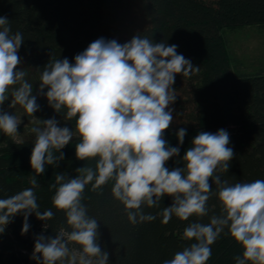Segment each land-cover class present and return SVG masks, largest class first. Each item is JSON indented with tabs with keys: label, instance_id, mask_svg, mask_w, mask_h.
<instances>
[{
	"label": "clouds",
	"instance_id": "1",
	"mask_svg": "<svg viewBox=\"0 0 264 264\" xmlns=\"http://www.w3.org/2000/svg\"><path fill=\"white\" fill-rule=\"evenodd\" d=\"M23 41L22 33L11 34L9 20L0 16V132L13 139L22 121L4 111L9 96V107L19 105L29 116L34 117L40 108L32 94L33 84L25 79L26 71L18 69ZM177 47L139 34L123 44L101 37L76 54L74 63L64 58L44 66L38 92L56 113H65V121L75 118V128L58 126L54 117L36 118L40 126L31 128L35 141L30 156L36 175L29 181L32 187L0 199V233L17 214L24 218L22 235L29 231L32 213L41 221L53 218L51 209L38 210L37 176L64 159L61 150L74 137L79 139L76 159L95 160V168H77L74 177L58 173L49 185V190L55 189L52 205L64 212L70 230L62 227L54 238L35 237L31 259L38 264H108L109 254L98 243V220L88 215L81 201L86 185L95 191L109 181L112 196L124 206L133 225L155 220L156 215L146 214L144 206L159 208L166 196L172 198L171 205L157 213L164 224L173 216L181 221L208 216V201L217 197L219 214L211 215L207 224L189 223L183 237L195 242L163 264H207L210 246L226 228L243 249L242 255L234 257L235 264H264V179L229 183L221 178L219 173L228 172L235 155L225 129L198 133L182 161H177L183 167H166L167 161L179 156V145L187 134L185 128L177 131L175 147L165 139L174 119L170 105L177 96L175 77L200 71L178 54Z\"/></svg>",
	"mask_w": 264,
	"mask_h": 264
},
{
	"label": "trees",
	"instance_id": "2",
	"mask_svg": "<svg viewBox=\"0 0 264 264\" xmlns=\"http://www.w3.org/2000/svg\"><path fill=\"white\" fill-rule=\"evenodd\" d=\"M0 16L9 20L11 34L22 33L24 41L18 55L38 82L48 62L67 58L74 63L76 54L101 37L123 44L139 34L154 43L177 45L178 54L200 67V71L189 77H175L173 88L177 96L170 105L174 119L165 139L175 147L177 131L185 128L187 134L183 145H179V156L167 161L166 167H183L177 161H182L198 133L225 129L235 155L228 172L219 173L221 178L229 183L264 179V68L251 73L233 70V59L222 34L225 28L264 27V0H0ZM61 114L64 117L63 111ZM65 122L75 128V118ZM0 141L3 199L32 187L29 181L36 174L30 156L35 134L28 133L21 139L3 134ZM78 142V137H74L61 150L64 159L57 166H46L45 172L37 176L34 193L38 210L51 209L53 218L41 221L32 213L28 217L29 231L22 235L23 214L15 215L6 227L20 249L8 256L0 253V264H38L31 259L36 235L54 238L60 228L70 230L64 212L52 205L55 189L49 190V185L55 183L58 173L74 177L78 175L77 168H95V160L76 159ZM54 154L58 155L55 151ZM112 186L109 181L93 191L91 184L86 185L81 201L88 215L98 220V243L109 254L108 264H163L195 242L183 237L189 223L207 224L211 215L220 212L219 201L213 196L208 201V216H192L188 221L173 216L164 224L157 213L171 205L172 198L166 196L159 208L144 206L146 214L156 215L155 220L133 225L124 206L112 196ZM210 247L212 255L207 264H235L234 257L243 252L227 228Z\"/></svg>",
	"mask_w": 264,
	"mask_h": 264
},
{
	"label": "rangeland",
	"instance_id": "3",
	"mask_svg": "<svg viewBox=\"0 0 264 264\" xmlns=\"http://www.w3.org/2000/svg\"><path fill=\"white\" fill-rule=\"evenodd\" d=\"M226 41V46L233 59V70H241L243 72H255L264 68V27L258 25H247L235 28H225L222 32ZM24 69L27 73L25 79L33 84V95L37 96V103L40 106L39 110L33 114L34 117L25 113L24 109L17 105L15 108H10L11 96L9 100L3 104L4 111L9 114H15L18 118H21V124L18 129H21L17 139H21L22 136L31 133V128L34 126H40L37 119H49L55 118L59 121L60 127H65L67 124L63 119L61 113H56L53 108L48 104L46 97L38 92L39 83L35 78L27 72L23 63L18 66V69ZM47 91V88L44 89ZM10 95V93H9ZM70 129L72 127L68 126ZM74 129V128H73ZM3 133L0 132V140H2ZM1 143V141H0ZM37 236V235H36ZM20 249L18 242L13 238V235L9 232L7 227L3 233H0V253L8 256L11 251H17Z\"/></svg>",
	"mask_w": 264,
	"mask_h": 264
}]
</instances>
